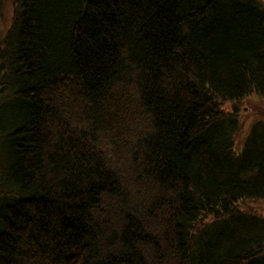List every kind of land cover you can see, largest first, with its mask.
<instances>
[{
	"label": "trees",
	"instance_id": "16d2710c",
	"mask_svg": "<svg viewBox=\"0 0 264 264\" xmlns=\"http://www.w3.org/2000/svg\"><path fill=\"white\" fill-rule=\"evenodd\" d=\"M15 1L0 264H264V215L247 206L264 200V118L238 148L223 104L264 99V0ZM241 54L242 91L206 76ZM209 164L223 177L202 178Z\"/></svg>",
	"mask_w": 264,
	"mask_h": 264
},
{
	"label": "bare ground",
	"instance_id": "6f19581e",
	"mask_svg": "<svg viewBox=\"0 0 264 264\" xmlns=\"http://www.w3.org/2000/svg\"><path fill=\"white\" fill-rule=\"evenodd\" d=\"M4 2H5V0H3ZM2 4H3V2L2 1H0V7H1V9H0V16H1V10H2ZM11 5L13 6V8H12V10H13V18H12V22H14V15L18 12V8H19V5H18V3L15 1V0H12L11 1ZM21 6H22V9L23 10H25V11H27L28 9H29V5L28 4H26L25 2H24V4H21ZM27 13V12H26ZM26 13H25V15H23V17H24V19L26 18ZM32 15H33V13L32 12H30ZM12 22H11V24H12ZM11 26V25H10ZM9 26V27H10ZM257 27H259L260 29H258L257 31H260V30H263V27H264V19H261L260 21H258V26ZM6 29H4L3 27H2V20L0 19V41L4 38V36L6 35L5 33H6ZM258 43L259 44H262L263 43V40H261V39H259L258 40ZM244 55V54H243ZM243 60L244 59H242V54H241V57H239V58H237V66H238V68H236V69H234V70H219V69H215V70H211V71H208L207 72V74H206V76H216V75H219L221 72H224V73H226V76L223 78V81H225V79H227L228 77H232L230 80H229V82H226L225 83V86L226 87H229V88H233V87H235V79L234 78H237L238 79V84H237V88L239 89V92L240 91H242L244 88H242L245 84H247V83H249V77L248 76H246L242 71H241V69L239 68V66H242V62H243ZM220 71V72H219ZM222 83L223 82H219L218 83V87L220 88V86L222 85ZM194 85H196V90L197 91H201L202 93H203V95H202V97L201 98H205V99H207L208 98V96H209V94H210V91L208 90V89H206V88H204L202 85H200V84H197V83H194ZM248 85V84H247ZM252 95H254V96H257L256 95V93L254 92V91H250V92H248V93H246V94H244L241 98H240V100L239 101H235V102H233V101H225L223 104L224 105H226L227 103H231V105H235V106H237V104H240V103H242L247 97H249V96H252ZM19 106H15V110H17V108H18ZM234 144H235V146H237L238 148L239 147H241V145L243 144V143H238V141H237V138H236V136H235V140H234ZM1 153H0V157H1ZM197 155V154H196ZM199 157V156H198ZM209 166H211V167H209V171L207 170V172L205 171V174L202 176V178L204 177V178H216V177H219V178H221V177H223V175L218 171V169H217V164L215 165L214 164V167H213V164H209ZM6 167H8V163H6V165L4 164L3 165V168L5 169ZM197 167H200V166H197ZM201 168V167H200ZM206 176V177H205ZM136 177H137V179L139 180V179H141V178H138V175L137 176H135V175H130V182L131 181H133V180H135L136 179ZM127 179V177L125 178V180ZM6 180V179H5ZM140 181V180H139ZM135 182H137V181H135ZM213 191V189H207V191H205V193L206 194H209V192H212ZM148 192V189L146 190V193ZM186 192H188V190L186 189Z\"/></svg>",
	"mask_w": 264,
	"mask_h": 264
},
{
	"label": "rangeland",
	"instance_id": "374dc122",
	"mask_svg": "<svg viewBox=\"0 0 264 264\" xmlns=\"http://www.w3.org/2000/svg\"><path fill=\"white\" fill-rule=\"evenodd\" d=\"M12 0H5L2 4L1 16L2 27L4 29H8L11 25L13 18V6L11 5ZM228 109H233L236 107L235 105H231V103H227L224 105ZM238 116L240 119V126L236 133V138L238 143H242L251 124L257 118H264V99L259 96H249L242 103L237 104ZM247 206L253 207L257 209L260 213L264 215V200H249L247 201Z\"/></svg>",
	"mask_w": 264,
	"mask_h": 264
}]
</instances>
